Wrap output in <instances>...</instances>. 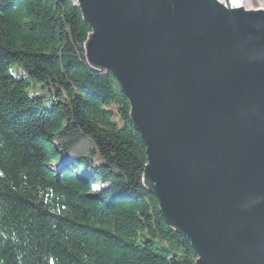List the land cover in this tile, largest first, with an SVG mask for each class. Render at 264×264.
Returning <instances> with one entry per match:
<instances>
[{
    "label": "water",
    "instance_id": "1",
    "mask_svg": "<svg viewBox=\"0 0 264 264\" xmlns=\"http://www.w3.org/2000/svg\"><path fill=\"white\" fill-rule=\"evenodd\" d=\"M71 0L89 67L115 78L144 188L195 264H264V6Z\"/></svg>",
    "mask_w": 264,
    "mask_h": 264
},
{
    "label": "trees",
    "instance_id": "2",
    "mask_svg": "<svg viewBox=\"0 0 264 264\" xmlns=\"http://www.w3.org/2000/svg\"><path fill=\"white\" fill-rule=\"evenodd\" d=\"M90 32L71 0H0V264H195L143 186L127 99L87 64Z\"/></svg>",
    "mask_w": 264,
    "mask_h": 264
},
{
    "label": "bare ground",
    "instance_id": "3",
    "mask_svg": "<svg viewBox=\"0 0 264 264\" xmlns=\"http://www.w3.org/2000/svg\"><path fill=\"white\" fill-rule=\"evenodd\" d=\"M230 3H232L233 5H239V3L243 4L244 6V3H246V0H231ZM248 5V4H247ZM246 6V5H245ZM109 73V72H108ZM112 75V74H111ZM115 79V78H114ZM124 95V94H123ZM126 98V97H125ZM128 101V100H127ZM129 119H130V112H129ZM131 121V120H130ZM134 127V126H133ZM147 164V163H146ZM146 166V165H145ZM145 170V169H144ZM93 190L91 189V191L93 193H99L100 191L102 190H105L107 188V186H104V185H101V184H97V185H94L92 186ZM150 193V192H149ZM151 194V193H150ZM152 195V194H151ZM153 196V195H152ZM154 197V196H153ZM155 198V197H154ZM156 199V198H155ZM157 201V200H156ZM158 204V202H157ZM158 209H159V212H160V207L158 205ZM161 214V213H160ZM165 221V220H164ZM166 223V222H165ZM168 226V225H167ZM169 227V226H168ZM170 228V227H169ZM171 229V228H170ZM172 230V229H171ZM173 231V230H172ZM174 232V231H173ZM175 233V232H174ZM178 235V234H177ZM183 238V237H182ZM186 240V239H185ZM188 241V240H187ZM189 242V241H188ZM190 243V242H189ZM191 246V244H190Z\"/></svg>",
    "mask_w": 264,
    "mask_h": 264
},
{
    "label": "rangeland",
    "instance_id": "4",
    "mask_svg": "<svg viewBox=\"0 0 264 264\" xmlns=\"http://www.w3.org/2000/svg\"><path fill=\"white\" fill-rule=\"evenodd\" d=\"M258 2L259 5H254L253 3L254 2ZM248 4V5H247ZM245 8L248 9V10H257V9H261L263 5L262 1L261 0H246V3H245ZM15 69L12 70V72H14ZM132 123V122H131ZM133 125V124H132ZM137 131V130H136ZM138 132V131H137ZM93 190V188H92Z\"/></svg>",
    "mask_w": 264,
    "mask_h": 264
}]
</instances>
